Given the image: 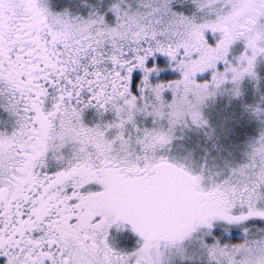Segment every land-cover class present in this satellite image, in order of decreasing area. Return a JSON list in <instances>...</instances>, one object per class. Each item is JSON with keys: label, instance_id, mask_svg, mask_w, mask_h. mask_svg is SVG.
Returning <instances> with one entry per match:
<instances>
[{"label": "snow or ice", "instance_id": "6c2138e0", "mask_svg": "<svg viewBox=\"0 0 264 264\" xmlns=\"http://www.w3.org/2000/svg\"><path fill=\"white\" fill-rule=\"evenodd\" d=\"M0 264H264V0H0Z\"/></svg>", "mask_w": 264, "mask_h": 264}]
</instances>
